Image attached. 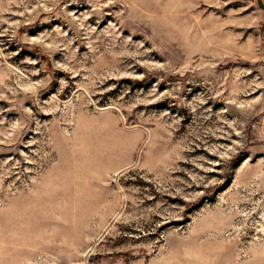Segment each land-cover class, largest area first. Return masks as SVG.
I'll list each match as a JSON object with an SVG mask.
<instances>
[{"label":"rangeland","instance_id":"1","mask_svg":"<svg viewBox=\"0 0 264 264\" xmlns=\"http://www.w3.org/2000/svg\"><path fill=\"white\" fill-rule=\"evenodd\" d=\"M0 264H264L257 0H0Z\"/></svg>","mask_w":264,"mask_h":264},{"label":"water","instance_id":"2","mask_svg":"<svg viewBox=\"0 0 264 264\" xmlns=\"http://www.w3.org/2000/svg\"><path fill=\"white\" fill-rule=\"evenodd\" d=\"M258 5L264 9V0H257Z\"/></svg>","mask_w":264,"mask_h":264}]
</instances>
